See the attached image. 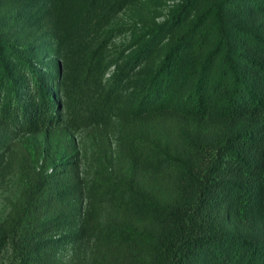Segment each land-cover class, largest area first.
Wrapping results in <instances>:
<instances>
[{"label": "trees", "instance_id": "trees-1", "mask_svg": "<svg viewBox=\"0 0 264 264\" xmlns=\"http://www.w3.org/2000/svg\"><path fill=\"white\" fill-rule=\"evenodd\" d=\"M138 1L39 0L56 29L49 24L33 42L13 38L0 16L7 134L80 129L119 115L180 117V143L158 164L176 179L175 197L152 201L132 175L118 184L117 206L149 214L155 226L141 264H264V0H182L110 56L120 29L113 18ZM57 165L37 161L34 181L0 222V255L9 245L18 264H29L62 237L48 236L53 227L80 226L76 248L94 238L105 261L116 243L141 241L133 223L79 224L71 207L64 216L63 196L55 200L50 186ZM51 208L60 211L50 216Z\"/></svg>", "mask_w": 264, "mask_h": 264}, {"label": "rangeland", "instance_id": "rangeland-1", "mask_svg": "<svg viewBox=\"0 0 264 264\" xmlns=\"http://www.w3.org/2000/svg\"><path fill=\"white\" fill-rule=\"evenodd\" d=\"M181 2H129L111 22L120 29L107 47L108 54L111 56L120 51L144 22L165 21ZM69 4L72 8L68 10L73 11L74 5ZM42 5L39 0H0V16L11 24L13 38L38 41L49 24L56 29L50 10L44 11ZM48 56V51L43 52L44 60ZM114 68L112 65L109 71ZM184 124L180 117L169 113L137 118L119 115L80 129L61 125L9 135L0 119V222L8 216L26 186L34 181L37 161L43 158L46 165L58 163V174L51 178L50 186L55 200L60 199L58 193L63 196L64 216L69 214L68 208L71 207L72 217L77 215L79 224L84 221L96 223L97 220L102 224L119 221L133 223L144 232L137 247L116 243L105 261L103 252L106 247L102 244L95 246L94 238H84L88 246L84 243L82 249L76 248V241L71 238L80 226L49 228V237H62L45 243L29 264H141V258L149 250V237L154 235L155 226L149 214L117 206L118 184L122 185L132 175L135 185L152 201L162 205L174 198L177 181L167 169L158 168V164L163 152L179 145ZM134 138L138 139L140 146L135 151L132 150ZM59 182H64L62 187L58 186ZM58 203L60 206V200ZM59 211L51 208L49 215L54 216ZM0 264H18L9 245L0 255Z\"/></svg>", "mask_w": 264, "mask_h": 264}]
</instances>
